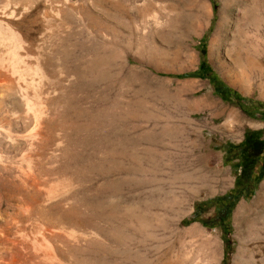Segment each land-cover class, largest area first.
<instances>
[{"label":"rangeland","instance_id":"1","mask_svg":"<svg viewBox=\"0 0 264 264\" xmlns=\"http://www.w3.org/2000/svg\"><path fill=\"white\" fill-rule=\"evenodd\" d=\"M62 1L0 0V21L35 38ZM203 1L128 0L129 48L117 27L114 52L101 40L97 66L86 29L70 30L68 66L79 75L67 93L62 159L83 183L80 204L93 215L85 223L103 233L80 250L88 264H264V203L255 202L264 183V0H205L213 12ZM227 112L237 113L230 123Z\"/></svg>","mask_w":264,"mask_h":264},{"label":"bare ground","instance_id":"2","mask_svg":"<svg viewBox=\"0 0 264 264\" xmlns=\"http://www.w3.org/2000/svg\"><path fill=\"white\" fill-rule=\"evenodd\" d=\"M116 1L55 4L53 12L42 15L44 31L35 38L12 20L0 21V109L7 106V114H0V264H88L81 248L102 241L95 222L85 223L84 217L93 215L81 207L83 183L71 172L75 162L62 159L71 139L65 122L67 93L79 75L68 66L66 44L70 30L82 26L91 51L88 61L97 66L100 41L113 51L111 35L118 27L127 49L133 10L128 0ZM226 13L221 12L223 17ZM37 26L31 28L33 33ZM127 52L122 54L125 71L130 63ZM227 114L229 123L237 115ZM228 122L224 127L240 130V125ZM255 202L264 203V183ZM5 205L17 212L9 213Z\"/></svg>","mask_w":264,"mask_h":264},{"label":"trees","instance_id":"3","mask_svg":"<svg viewBox=\"0 0 264 264\" xmlns=\"http://www.w3.org/2000/svg\"><path fill=\"white\" fill-rule=\"evenodd\" d=\"M257 132H252L249 136L247 135L246 136V139L244 141L245 145L246 146H249V145H253V142L249 139L250 136L256 134ZM257 135L259 136V134L257 133Z\"/></svg>","mask_w":264,"mask_h":264}]
</instances>
